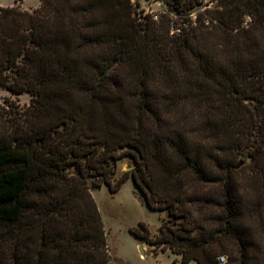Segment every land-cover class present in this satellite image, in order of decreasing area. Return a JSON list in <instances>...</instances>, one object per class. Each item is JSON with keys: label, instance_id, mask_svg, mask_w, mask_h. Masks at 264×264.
Returning <instances> with one entry per match:
<instances>
[{"label": "trees", "instance_id": "obj_1", "mask_svg": "<svg viewBox=\"0 0 264 264\" xmlns=\"http://www.w3.org/2000/svg\"><path fill=\"white\" fill-rule=\"evenodd\" d=\"M170 21L137 22L132 0L0 5V86L32 96L0 106V264H112L90 182L130 177L167 214L138 239L183 264H264V0Z\"/></svg>", "mask_w": 264, "mask_h": 264}, {"label": "rangeland", "instance_id": "obj_2", "mask_svg": "<svg viewBox=\"0 0 264 264\" xmlns=\"http://www.w3.org/2000/svg\"><path fill=\"white\" fill-rule=\"evenodd\" d=\"M183 1L179 6L185 9L187 5L185 0ZM40 4L41 0H0L2 6H19L27 10H33ZM146 6L158 11L160 18L169 14L175 8V3L171 0L166 4L152 6L146 4ZM187 11L185 9L181 12L178 19L189 17L196 20L201 9L196 6L189 11L193 18L190 14L186 15ZM31 100L32 96L27 92L13 95L0 86V106L6 109L10 106L13 111H21L30 105ZM135 167L136 164L131 158L121 159L117 164L113 181L116 182L124 173L130 172ZM90 186L102 216L112 264H183L181 256L174 254L170 249L164 251L163 246L149 244L132 233L133 229L139 228V224L144 222L149 227L150 237L154 239L159 233L161 223L167 218L166 212L151 209L147 205L144 195L137 188L132 177L123 184L120 191L114 194L106 185L100 188L95 187L91 181ZM140 246H143L144 254L141 253ZM175 260L178 262L175 263ZM190 264H196V262L193 261Z\"/></svg>", "mask_w": 264, "mask_h": 264}, {"label": "built area", "instance_id": "obj_3", "mask_svg": "<svg viewBox=\"0 0 264 264\" xmlns=\"http://www.w3.org/2000/svg\"><path fill=\"white\" fill-rule=\"evenodd\" d=\"M168 1L170 2L171 0H132V3L134 5V16L136 18L137 22H145L148 19L154 20V21H160L161 17L159 18V14L158 11L154 10V9H150V7H147L146 4H148L149 6H152L154 4H166L168 3ZM219 0H200V5L198 6V8L201 9V11H205L207 9H213L216 7V5L218 4ZM175 5H178V0H174ZM190 16L193 15L191 13H189ZM188 14V15H189ZM167 16L170 17L171 21V32L173 33H180L181 32V27H180V22L185 18H183L182 20L178 19L177 12L173 9L170 11L169 14H167ZM180 17V16H179ZM187 19H191L189 17H187ZM197 19V17H196ZM192 20V19H191ZM193 23H196V20H192ZM189 21L184 22L183 24L185 26H188ZM205 23L206 24H210V19H205ZM219 262L220 264H226L227 263V258L226 256H219Z\"/></svg>", "mask_w": 264, "mask_h": 264}, {"label": "water", "instance_id": "obj_4", "mask_svg": "<svg viewBox=\"0 0 264 264\" xmlns=\"http://www.w3.org/2000/svg\"><path fill=\"white\" fill-rule=\"evenodd\" d=\"M242 164H243V161H241V162L239 163V167L242 166ZM140 249H141V253L144 254L143 246H140Z\"/></svg>", "mask_w": 264, "mask_h": 264}]
</instances>
